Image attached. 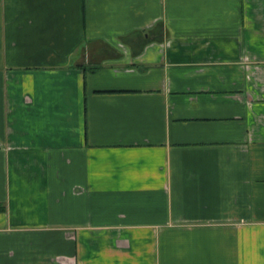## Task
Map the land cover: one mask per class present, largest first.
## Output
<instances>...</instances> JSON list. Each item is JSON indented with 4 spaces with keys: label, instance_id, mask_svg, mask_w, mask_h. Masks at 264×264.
<instances>
[{
    "label": "crops",
    "instance_id": "crops-1",
    "mask_svg": "<svg viewBox=\"0 0 264 264\" xmlns=\"http://www.w3.org/2000/svg\"><path fill=\"white\" fill-rule=\"evenodd\" d=\"M0 264H264V0H0Z\"/></svg>",
    "mask_w": 264,
    "mask_h": 264
}]
</instances>
